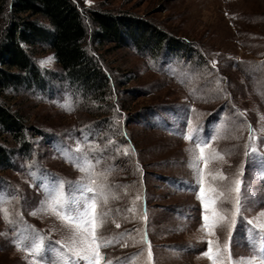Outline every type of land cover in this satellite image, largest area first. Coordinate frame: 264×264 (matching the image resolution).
<instances>
[{"label":"rangeland","instance_id":"374dc122","mask_svg":"<svg viewBox=\"0 0 264 264\" xmlns=\"http://www.w3.org/2000/svg\"><path fill=\"white\" fill-rule=\"evenodd\" d=\"M83 3L88 14L101 10L152 24L191 51L170 47L172 53L163 48L153 56L91 40L113 78L101 100L57 79L62 69L53 50L31 48L55 77L44 95L7 94L26 117L35 150L0 169V264L71 261L54 242L72 247V232L44 206L59 199L79 208L85 196L96 199L102 215L97 237L113 242L100 249L101 264H212L204 255L208 241L219 250L217 264H262L264 239L253 237L264 231V0ZM0 143L16 147L1 132ZM198 144L205 147L198 167L207 211L192 167ZM236 180L241 211L233 225ZM213 209L224 220L210 235L203 218L212 223ZM40 245L44 259L29 254Z\"/></svg>","mask_w":264,"mask_h":264},{"label":"trees","instance_id":"16d2710c","mask_svg":"<svg viewBox=\"0 0 264 264\" xmlns=\"http://www.w3.org/2000/svg\"><path fill=\"white\" fill-rule=\"evenodd\" d=\"M88 11L83 0H0V132L16 145L0 143V169L14 167L17 154L28 156L35 150L27 119L13 109L7 94L28 90L44 95L55 77L40 67L31 48L53 50L62 69L57 79L85 98L101 100L111 92L113 78L102 55L90 48L91 40L101 48L134 46L153 56L163 48L191 51V46L130 15Z\"/></svg>","mask_w":264,"mask_h":264},{"label":"snow or ice","instance_id":"6c2138e0","mask_svg":"<svg viewBox=\"0 0 264 264\" xmlns=\"http://www.w3.org/2000/svg\"><path fill=\"white\" fill-rule=\"evenodd\" d=\"M191 139V137H189ZM199 148L200 156L197 158V160L193 163L192 167L194 168V171L197 174V182L201 185L199 188V196L198 199H201L204 203V208L207 211L209 206V200L205 197V190L203 187V171L199 169V161L204 160L206 161V157L204 155L205 153V147L197 145ZM81 171H86L84 168H80ZM215 179V177H214ZM220 179H224L223 176H220ZM94 183V182H93ZM240 181L236 180L234 182L235 189L234 191L237 193L235 198V205H234V211L232 213V221L231 223L234 225L236 221V216L241 211V201H240ZM60 188L63 187V182H60ZM81 191L84 190V187L80 186ZM87 192H94V188L89 185L86 188ZM139 199V197H137ZM104 203H107V198H105ZM215 203V201H213ZM46 210L50 211L52 214H54L57 219H59L65 227H67L72 232V247H69L67 245L61 244V242L57 241L54 242L55 245H60L61 248H66L69 253L72 254V260L65 262V264H80V261H84V264H101V261L103 260V257L100 254V249L102 247H109L113 243L111 240L104 241L102 238L97 237L96 233L100 227L103 226V219L102 215L97 213V202L96 199L93 197L91 201H88V198L85 196L83 198V202L81 203L79 208H73L71 204H68L65 202L63 206L60 205V200L55 199L51 203H47L44 206ZM134 210V209H133ZM35 214V213H33ZM103 215H106L103 214ZM5 219L7 220V215L5 214ZM204 228L208 229L209 234L211 235V229L217 226V224L220 221L224 220L223 216H220L215 209L212 211V223H209V217L207 215L204 216ZM117 228H119V224L116 225ZM260 236V238L264 239V231L260 233H255L253 238H256V236ZM142 243H147V237L146 234L141 241ZM77 243H79V247H77ZM209 247L207 251L204 253V255L212 261V264H217V256L219 254V250L214 253L212 248V241L207 242ZM126 246V245H125ZM18 249L24 250L26 248L30 249V246L23 243L17 244ZM49 248L52 247V245L48 246ZM225 248H227V245H225ZM45 251V246L40 245L37 247L35 252L29 251L30 255H33L37 259H44L45 257L41 255V253ZM148 259L151 260V249L149 245L148 249ZM230 259V257H229ZM33 264H35V260L33 261ZM108 264H111V261L108 262ZM240 264H244V262H240ZM248 264H251V262H248ZM262 264H264V259H262Z\"/></svg>","mask_w":264,"mask_h":264}]
</instances>
